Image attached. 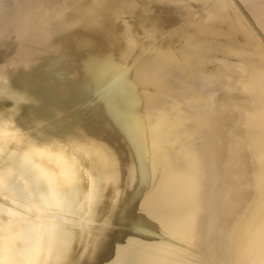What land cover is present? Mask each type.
I'll return each instance as SVG.
<instances>
[{"label":"bare ground","instance_id":"6f19581e","mask_svg":"<svg viewBox=\"0 0 264 264\" xmlns=\"http://www.w3.org/2000/svg\"><path fill=\"white\" fill-rule=\"evenodd\" d=\"M94 1L105 18L102 95L124 97V111L92 120L73 107L74 97L48 84L49 72L8 61L31 112L41 115L27 118L28 126L0 117V264H216L198 251L210 216L203 196L207 154L193 141L202 121L184 126L177 113L148 110L158 92L131 75L140 58L169 52L164 24L178 14L162 5L148 22L121 0ZM209 1L203 11L185 7L187 13L222 37L250 39L251 47L226 54L256 66L252 75L226 60L201 64L237 74L234 88L244 100L232 142L259 168L250 170L255 194L225 226L222 264H264V76L257 72L264 48L231 1ZM262 13L253 10L264 35ZM208 31L196 36L208 41Z\"/></svg>","mask_w":264,"mask_h":264},{"label":"rangeland","instance_id":"374dc122","mask_svg":"<svg viewBox=\"0 0 264 264\" xmlns=\"http://www.w3.org/2000/svg\"><path fill=\"white\" fill-rule=\"evenodd\" d=\"M227 1H231L234 13L249 25L264 48V35L253 17V10L263 12L264 16V0ZM120 3L127 12L148 22L153 17L151 12L162 5L178 14L177 20L164 24L169 52L140 58L131 75L145 89L158 92L152 94L148 110L177 113L184 126L202 121L193 141L203 144L207 154L203 196L210 216L205 224L204 245L198 251L222 264L225 226L233 217H239L241 204L255 194L249 178L251 171L259 168L243 146L232 142V135L242 122L238 109L244 100L234 88L237 74L221 66L207 71L201 64L226 60L229 64L247 66L253 75L256 73L253 60L235 59L226 54L251 47V41L245 36L222 37L213 26L206 29L199 18L187 13L188 6L203 11L209 0H121ZM104 26L105 18L94 0H0V117L28 126L27 118L41 115L31 112V98L11 72L8 62L11 60L33 72H49L48 84L60 86L62 92L74 97L73 107H81L82 113L92 120L97 116L106 121L120 117L125 108L124 97L112 91L102 95L108 80L102 74L107 52L99 40ZM204 30H209L208 41L196 36ZM66 66L71 69H65ZM258 67L257 72L264 76V61Z\"/></svg>","mask_w":264,"mask_h":264}]
</instances>
